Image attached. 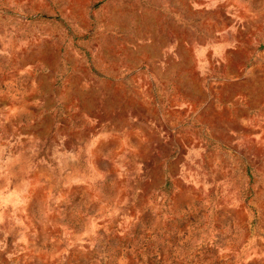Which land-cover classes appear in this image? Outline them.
<instances>
[{
    "label": "rangeland",
    "instance_id": "rangeland-1",
    "mask_svg": "<svg viewBox=\"0 0 264 264\" xmlns=\"http://www.w3.org/2000/svg\"><path fill=\"white\" fill-rule=\"evenodd\" d=\"M0 264H264V0H0Z\"/></svg>",
    "mask_w": 264,
    "mask_h": 264
}]
</instances>
